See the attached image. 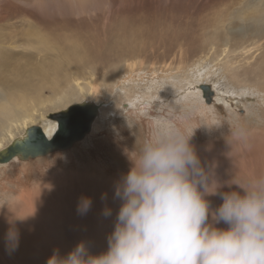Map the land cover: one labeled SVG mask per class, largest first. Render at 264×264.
Wrapping results in <instances>:
<instances>
[{"label": "rangeland", "instance_id": "rangeland-1", "mask_svg": "<svg viewBox=\"0 0 264 264\" xmlns=\"http://www.w3.org/2000/svg\"><path fill=\"white\" fill-rule=\"evenodd\" d=\"M263 1L0 0V28L3 29L4 25L0 35L6 36L10 42L14 41L16 48L10 51L12 55L8 54L12 60H16V63L22 61L23 67H26L25 75L32 76L29 74L30 68L24 62V60L30 62L26 60L27 54L36 58L34 54L36 50L32 48L36 40L28 37L30 21L44 30L46 36L50 33L48 36L51 37L48 38L55 39L58 44L53 48L59 47L63 60L72 62L79 76L89 77L94 83L102 86L110 104L113 105L119 95L122 97V108L117 114L108 113L107 117L100 118L96 129L92 127L84 139L77 141L67 150H58L27 161H11L0 166V217L3 216L1 223L4 225L9 223L6 216L9 219L19 218L21 208L15 205L17 203L15 198L18 196L21 198L23 194L28 193L35 194L33 191L36 189L49 191L43 200L45 202L55 198L63 201L64 192L67 191L64 178L71 180L73 175L81 176L86 173L87 167L80 164V161L88 164L96 160L97 165L104 164L95 177H98V184L103 186L106 192L95 189L94 192L101 198L115 197L113 191L115 186L110 182L115 179L121 180L130 167L125 149L131 150L134 145L138 148L153 122L160 118L173 119L182 126L196 128L191 143L198 156L201 161L205 159L206 164L203 165L206 168L210 165L207 162L209 156L210 159H216L214 164L228 165L229 170L224 175L225 181L230 179L233 173L240 179L251 177L246 173V168L260 165L264 163V159L259 161L254 158V151L242 154L235 150L238 156L229 158L225 145H221L222 150L217 149L214 141L221 134L248 135L251 132L255 134V139L257 138L255 146L257 145L258 148L261 146L259 138L264 139V78L258 74L259 68L256 67L264 57V36L259 37L262 39L261 48L246 52L244 48L249 41L247 32L249 22L239 17L236 12L241 10L243 5L261 6ZM48 6H52V9L48 10ZM250 25L252 27L254 25L251 20ZM241 28H244V31ZM263 29L264 26L259 32ZM231 44L236 45L233 52H229ZM28 45L29 49H27ZM214 46L223 47L229 53L227 57L232 65L231 72L225 69L226 53L217 55L219 52L216 50L206 51ZM41 56L47 55L42 52ZM201 56L202 66L216 61L217 74L195 83L199 84V89L203 92L199 101L192 96L189 98L182 96L180 100L172 102V93L166 88L168 81L163 78L169 71L166 69L179 65L183 68L182 72L197 71L200 69V64L199 60H196ZM142 62L145 64L143 65ZM19 66L20 64L17 65ZM201 68V72H204V67ZM6 72L3 74L4 79L7 77L16 80L15 69L10 67ZM229 73L239 75L240 81L233 82ZM111 74H114L115 82L120 85L117 89L112 88L114 82L110 79ZM19 76L20 74L17 75ZM22 80V83L26 84L23 91L33 88L26 80ZM81 81L85 83L83 79ZM84 83L83 90L73 84L64 86L65 89L56 95L52 86L46 85L47 89L42 91L41 97L28 103L33 107L31 110L33 119L17 121L10 128L3 130L0 135L2 140L0 146L9 143L11 132L19 135L28 125L43 124L49 113L66 108L72 103L81 102L87 97L96 96L95 93H90L92 89L88 88L89 84ZM219 87L227 89V92ZM209 89L214 92L210 94ZM15 90L16 88L11 84L7 92L14 95ZM95 90L98 89L95 87ZM127 90L130 92H125ZM81 91L83 94L80 93ZM127 93L132 100L124 98ZM216 93L223 98L219 100V97L215 96ZM97 96L100 97L102 94L98 93ZM200 101L205 106L200 105ZM72 149L80 160L79 163L75 162L77 164L74 170L70 168L72 164L65 161L67 154L72 153ZM261 149L264 150V143ZM229 151L233 152V150ZM245 154L250 160L245 158ZM79 167L81 170L78 169ZM60 175L63 177L62 190L48 185H52L53 181H62L59 180ZM217 175L215 174L216 178ZM84 183L85 181L81 180V188L89 186ZM107 185H109L108 189L105 188ZM71 192L73 191H70L68 196ZM65 200L70 201V198ZM221 202H216L213 197L210 199L213 208ZM73 211L78 210L73 208ZM88 234L83 232V235ZM68 250L72 251L73 248L69 247ZM0 264L5 263L0 259Z\"/></svg>", "mask_w": 264, "mask_h": 264}, {"label": "clouds", "instance_id": "clouds-1", "mask_svg": "<svg viewBox=\"0 0 264 264\" xmlns=\"http://www.w3.org/2000/svg\"><path fill=\"white\" fill-rule=\"evenodd\" d=\"M195 129L155 120L138 148L125 149L130 167L115 188L121 205L107 250L93 255L81 242L48 264H264V174L220 181L191 143ZM212 196L222 200L215 208ZM91 203L82 197L78 212ZM5 245L19 246L14 226Z\"/></svg>", "mask_w": 264, "mask_h": 264}, {"label": "bare ground", "instance_id": "bare-ground-1", "mask_svg": "<svg viewBox=\"0 0 264 264\" xmlns=\"http://www.w3.org/2000/svg\"><path fill=\"white\" fill-rule=\"evenodd\" d=\"M47 9L48 10L52 9V6H48ZM236 12L239 15V17L249 22L248 23L249 27L247 30L249 35L248 37L249 41L245 45L244 50H246V52L251 51L253 49L258 50L259 48L262 47L261 44L262 39H259V37L262 35L264 36V29L261 32H259L264 26V1L261 6L256 4L243 5L242 9L237 10ZM250 20L254 24L253 27L250 25ZM29 23H30V28H29L30 31H28V37L31 38V40L32 39L36 40V43L33 45V47L31 45L33 50H36L34 52L36 58H33L32 55L27 54L28 58L26 60H29L30 62L24 60L25 64H27L28 67L30 68L29 74L32 75L30 77L25 75L26 67H23L22 61L20 63H16V60H12L10 58L11 56L9 57L8 53H10V51L16 48V45L13 43L14 41L10 42L6 36L0 35V70H1L0 71V84H1L0 135H2L3 130L10 128L13 125V123L17 121L24 119L26 120L28 118L33 119L34 116L31 111L33 110V107L29 106L28 103L30 102V100L41 97L40 95H42L41 93L46 88L45 87L46 85L47 86L51 85L56 95V93H59V91H63L66 86L68 85L72 86L73 84L78 86L80 90H83L84 87L82 86V84L84 82L82 83L81 81L82 79L83 81H85L84 84L88 83L89 84L88 88L92 89L90 93H95L96 96L87 97L83 101L95 102L99 106L98 114L92 125L93 129L97 128L99 123L98 120L100 118L107 117V115H109L108 113L117 114L118 111L121 110L122 108L121 95L115 98V102L113 105L110 104L107 95H105L106 93H104L105 91L101 88L102 86H100L99 83L98 84L94 83L92 80L89 79V77L82 78L81 76L78 75V71H76L73 68L72 62L68 60L66 61L63 60L62 58L63 54L62 51L59 49V47L53 48L54 45H58V44L56 43L55 39L54 40L49 39L51 37L48 36L50 33L46 36L44 30L40 29L39 27H36L33 24V22L29 21ZM2 27L4 29V25ZM3 29L0 28V31H2ZM241 30L244 31V28H241ZM11 44L14 45L12 46ZM235 47H236L235 44H231L229 47V52L235 51ZM29 48L30 46L27 49ZM208 50L218 51L219 53L217 55H223L224 53H226L225 69L228 72H231L232 65H230L231 64L230 59L227 57L229 53L225 48L214 46L207 49L206 51ZM42 52H45L47 56L46 57L41 56ZM10 54L12 55V53ZM198 60L200 64V69H202L201 67H204V72H201L200 69L191 73H186L185 71L182 72L183 68L179 65L177 67H172V68L168 67L166 69V71L168 70L169 71L163 78L168 81V83H166V88L169 89V92L172 93L171 95L172 102H176L180 100L182 96L186 98L192 96L197 101H199L200 94H203V92L200 91L199 84L196 85L195 83L198 81H202L205 78H210V75L212 74L214 75L217 74V67H216L217 65L215 60L211 64L210 63L206 64V66H202L203 64L200 61L202 60V56L199 57L196 61ZM13 64H15V66ZM16 64L17 65L20 64V66L17 67ZM144 64L145 63H143V65ZM10 67H12V69H15V72H17L15 73L16 80H11L10 78L7 77L6 79H4L3 77V74L6 72L7 68ZM256 67L259 68L258 74L264 78V69H263L264 57L263 60L256 65ZM18 74H20L19 77H17ZM24 75L25 77L22 78V76ZM238 76L231 74L232 81L239 82L240 79L238 78ZM19 79H21V81H19ZM22 79L26 80V82H28V84L31 85L33 88L29 90L25 89V91H23V89L26 88V84L22 83L23 81ZM110 79H112L111 81L114 82V84H112V88L117 89V87H120V85H117V82H115L114 74H111ZM11 84L16 88L15 92H13L14 95H10L7 92ZM3 85H5L6 87H3ZM95 87L98 90H95ZM219 88L222 91L227 92V89H224L223 87H219ZM195 89H197V91H195ZM129 90L125 92H130ZM80 93L83 94L82 91ZM98 93H101L102 96L98 97L97 96ZM215 96H218L219 100L223 98L222 96H219L218 93H216ZM124 98L125 99L129 98L128 93L127 96H124ZM43 100L45 101V99ZM129 100L132 99L129 98ZM102 103L105 105H103ZM199 104L204 105L202 101H200ZM199 104H197V106ZM57 125H58L57 121L47 118V115H46V119L43 121L42 124L45 133L49 137H51L55 133L57 129ZM29 126L30 125L26 126L19 135H15L14 133L11 132L9 143H11L12 140H14L15 138L24 135L26 128H28ZM216 138L217 139H215L214 145L216 146L217 149L222 150L223 147L221 145L224 144L225 150L228 151L227 155L229 158L238 156V154L234 152L235 150L242 154L250 153L254 151L255 152L253 156L254 158L258 159L259 161L264 159V150L261 149V146L264 143V139L259 138L261 140V146L256 148L257 145L255 146L256 144L255 142H257L256 141L257 138L255 139V134H252L251 132L248 135H246L245 133H237L233 135L221 134ZM0 142H2V140H0ZM9 143H7L6 145L1 144L2 146H0L1 147L0 150L5 148ZM73 150L74 149H72L71 150L72 153L67 154L65 158L66 162L72 164V166L70 167L71 170H74L75 165L77 164L75 162L80 161L79 158L77 157L78 154L76 155L75 152H73ZM229 150H233V152H230ZM245 158L250 160V157H248L247 154H245ZM12 161L15 162L21 160H19L18 157H15ZM215 161H216L215 158L210 159L209 156L207 158V162L210 165H207V168H211L214 174H218L217 178L219 180L225 181L224 175L229 170V167L226 164H214ZM201 163L206 164L205 159H203ZM80 164H83L85 167H87L86 173L81 174V176L72 174L73 176L71 175L72 176L71 180L66 177L64 178L65 180L64 182H66L64 186L67 191L64 192L63 201L62 199L55 198L45 202L43 200L49 191H44L43 189H38L37 191L36 189V191H33L35 194L32 195L30 193L25 195L23 194L21 198L19 196L15 198V201L17 203L18 202L20 203V204L15 203V205L20 206L21 215L19 219L14 220V225H10L9 223L4 225L3 223H1L3 217L1 215L2 217H0L1 218L0 219V250H1L0 259L3 263L20 264V262H22L23 264H48L49 258L52 257L54 254H57L60 257H65L70 252L68 250L69 247H72L74 249L76 245L81 242L86 244L89 253L93 255H98L107 250L108 236L112 233L114 229L116 216L119 207L121 205V201L115 197L113 198L109 197L106 199V197L104 198L103 196L101 198L100 196H98V193L96 194L94 192L95 190L103 191L104 193L106 192V190H103L104 187L98 184L97 182L98 177H95V175L98 174L97 172L101 170V168H103L104 166L103 163L97 165L95 160L88 164H85L80 161ZM1 165L3 164H0V166ZM78 169L81 170L80 167ZM246 173L250 174V176L264 174V163L252 167H247ZM233 175L234 173L231 175V177ZM59 180L62 181H55V182L53 181L52 185L51 184L48 185L59 188L58 190H62L63 189L62 175H60ZM81 180L85 181L84 185L88 184L89 186L87 188H81L82 187V186L80 187ZM119 181H116L115 179V181L112 180L110 183H112V185L115 186L114 188H116V185ZM77 184L79 185L77 186ZM68 186H70L71 188H68ZM105 188L108 189L109 185H107ZM70 191L73 192H71V195L68 196V193ZM113 191L115 192V190ZM68 197L70 198V201L65 200ZM82 197L90 198L92 201L91 207L84 214H81L78 211L77 212L73 211V208L77 209L78 204ZM212 197L215 199L216 202L222 201L219 196H212ZM208 199L210 200L211 197H208ZM57 201L59 202L57 203ZM106 207L111 209L110 216L104 215V209ZM64 214H65V218L63 219ZM15 216L16 215H14V217ZM6 217L9 220V217L8 216ZM10 226H14L19 232V246L15 248V250H11V251L8 250L5 245V234ZM83 232H88L89 234L83 235Z\"/></svg>", "mask_w": 264, "mask_h": 264}, {"label": "water", "instance_id": "water-1", "mask_svg": "<svg viewBox=\"0 0 264 264\" xmlns=\"http://www.w3.org/2000/svg\"><path fill=\"white\" fill-rule=\"evenodd\" d=\"M214 92L209 89V93ZM98 114L95 102L81 101L49 113L47 118L57 121L55 133L49 137L42 124L30 125L24 135L15 138L0 150V164L11 162L15 157L27 161L46 156L58 150H67L91 131Z\"/></svg>", "mask_w": 264, "mask_h": 264}]
</instances>
